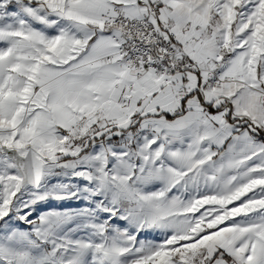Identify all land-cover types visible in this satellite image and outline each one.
I'll return each instance as SVG.
<instances>
[{
  "label": "snow or ice",
  "instance_id": "1",
  "mask_svg": "<svg viewBox=\"0 0 264 264\" xmlns=\"http://www.w3.org/2000/svg\"><path fill=\"white\" fill-rule=\"evenodd\" d=\"M0 264H264V0H0Z\"/></svg>",
  "mask_w": 264,
  "mask_h": 264
}]
</instances>
